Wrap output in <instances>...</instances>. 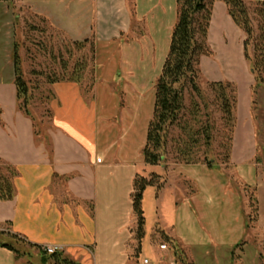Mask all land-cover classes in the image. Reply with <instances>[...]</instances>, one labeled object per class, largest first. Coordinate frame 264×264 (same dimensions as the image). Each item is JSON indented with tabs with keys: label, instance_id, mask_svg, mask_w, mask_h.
Instances as JSON below:
<instances>
[{
	"label": "rangeland",
	"instance_id": "374dc122",
	"mask_svg": "<svg viewBox=\"0 0 264 264\" xmlns=\"http://www.w3.org/2000/svg\"><path fill=\"white\" fill-rule=\"evenodd\" d=\"M244 1L250 8L257 34L258 18L253 12L256 3L264 0ZM67 3L14 0L11 6L0 1V72L3 71L6 78L14 71L16 45L23 78L29 87L28 111L35 117L38 140L44 141L49 148L46 132L50 128L48 104L52 98V83L68 78L80 66L84 67L80 76L83 85H90V75H94V8L78 0H67ZM162 7L164 10L149 11V15L142 9V15L149 16L146 22L151 30L143 33L146 38L137 45L148 51L150 66L143 74L142 96L130 94L127 98L138 123L136 140L142 139V147L153 116L155 86L177 20L176 0H165ZM86 34L89 38L84 36ZM244 40V33L235 26L226 6L218 3L213 10L209 34L213 54L201 59L199 85L211 101L209 84L212 82L234 83L239 88L240 110L236 114L233 141L229 145L221 115L215 112L213 170L202 164L184 165L170 146L161 166L144 170L142 176L146 178L152 174L161 176L163 188L158 192L148 187L144 193L145 237L137 255L139 245L133 232L129 244L133 255L126 264H140L144 258L150 259L152 264H264V86L253 89L254 78L243 55ZM85 41L88 42L84 44ZM150 42L155 44L153 54L149 53ZM116 63L124 71L120 56ZM101 68L100 65L102 81L99 85L104 91L108 88L104 83L108 76ZM249 87L252 91L251 115L244 109ZM115 89L122 101L119 94L117 97L109 95L105 101L102 95L98 97L99 105L104 103L109 114H117L121 106H126L122 87L119 85ZM189 103L187 94L186 105ZM133 114L127 112L126 123L120 117L127 130ZM140 155L142 158V152ZM170 240L173 243L168 242Z\"/></svg>",
	"mask_w": 264,
	"mask_h": 264
},
{
	"label": "crops",
	"instance_id": "0c3cea01",
	"mask_svg": "<svg viewBox=\"0 0 264 264\" xmlns=\"http://www.w3.org/2000/svg\"><path fill=\"white\" fill-rule=\"evenodd\" d=\"M164 1L78 0L94 8V75L90 85L52 84L46 132L51 153L48 144L38 140L35 117L18 108L15 70L6 78L0 72V159L19 172L15 199L0 202V264H42L41 249L48 247L79 264H126L133 255L129 249L137 225L133 185L150 166L140 157L146 142L142 147V139L136 140L138 123L127 98L143 94L142 78L151 59L137 44L151 30L146 15L162 9ZM150 46L153 54L154 42ZM119 56L124 71L116 63ZM100 65L108 76L104 91L99 85ZM119 85L126 106L119 115L109 114L98 97L104 101L109 95L117 97ZM251 93L249 87L244 104L248 115ZM119 98L122 101L121 94ZM239 107L240 99L238 112ZM127 112L134 115L129 130L123 123Z\"/></svg>",
	"mask_w": 264,
	"mask_h": 264
},
{
	"label": "trees",
	"instance_id": "16d2710c",
	"mask_svg": "<svg viewBox=\"0 0 264 264\" xmlns=\"http://www.w3.org/2000/svg\"><path fill=\"white\" fill-rule=\"evenodd\" d=\"M0 1L11 6L14 2V0ZM217 2L225 4L231 20L245 35L243 55L254 77L253 89L264 86V1L256 3L253 12L258 18L256 34L250 8L244 0H176L177 22L171 35L162 72L155 86L153 117L148 126L146 145L142 152L147 166H161L170 146L179 162L184 165L202 164L213 170L215 168L213 146L217 132L213 117L215 112L221 115L229 145L233 141L237 128L236 114L239 101L237 85L229 82L210 83L212 101L205 97L199 85L201 59L213 54L209 45V34L214 5ZM87 42L85 41L84 44ZM77 45L80 48L84 47L82 44ZM13 64L18 108L29 115V87L23 78L21 58L16 45ZM83 69L84 67H77L62 81L81 82ZM56 82L59 81L52 84ZM187 94L190 97L189 106L186 105ZM18 177L17 168L0 159V202L15 199V181ZM148 187H153L159 192L163 188L161 176L152 174L150 178H146L138 175L134 180L132 200L137 224L134 240L139 245L137 255L140 254L142 240L145 237L143 200ZM168 242L173 243L171 240ZM1 246L15 253L18 252L12 245ZM41 253L42 264H79L63 253L48 255L43 249Z\"/></svg>",
	"mask_w": 264,
	"mask_h": 264
},
{
	"label": "built area",
	"instance_id": "2783aa9c",
	"mask_svg": "<svg viewBox=\"0 0 264 264\" xmlns=\"http://www.w3.org/2000/svg\"><path fill=\"white\" fill-rule=\"evenodd\" d=\"M43 250H44V252H46V254H48V255H53V254H55L56 252L59 251V249L56 248V247H48V248H44ZM140 264H152V261H151L150 259H148V258H144V259L140 262ZM173 264H176V263H173Z\"/></svg>",
	"mask_w": 264,
	"mask_h": 264
}]
</instances>
